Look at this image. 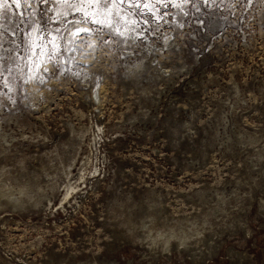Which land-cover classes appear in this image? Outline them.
<instances>
[{
	"label": "rangeland",
	"instance_id": "1",
	"mask_svg": "<svg viewBox=\"0 0 264 264\" xmlns=\"http://www.w3.org/2000/svg\"><path fill=\"white\" fill-rule=\"evenodd\" d=\"M0 264H264V0H0Z\"/></svg>",
	"mask_w": 264,
	"mask_h": 264
},
{
	"label": "snow or ice",
	"instance_id": "2",
	"mask_svg": "<svg viewBox=\"0 0 264 264\" xmlns=\"http://www.w3.org/2000/svg\"><path fill=\"white\" fill-rule=\"evenodd\" d=\"M19 3H21L25 8L28 5H32L35 4L37 6H41V5H45L47 3H52L53 0H18ZM60 2L62 3H67L69 5H83V4H100V5H106V4H111L114 2V0H60ZM118 2L123 6L126 4H131V5H144L146 3H149L150 0H118ZM192 2H197V0H192ZM8 3H12V0H8ZM22 10H24L22 8ZM126 11H128V9H125ZM28 13L25 12V15H27ZM123 14V13H122ZM132 15L134 17H138L139 16V12H132ZM149 18L150 17H146ZM197 19L199 20L200 18L197 17ZM118 23V20L116 21ZM37 36H39V32L37 33Z\"/></svg>",
	"mask_w": 264,
	"mask_h": 264
},
{
	"label": "bare ground",
	"instance_id": "3",
	"mask_svg": "<svg viewBox=\"0 0 264 264\" xmlns=\"http://www.w3.org/2000/svg\"><path fill=\"white\" fill-rule=\"evenodd\" d=\"M76 186H70L69 188V192L67 193V195L65 196L64 200L69 198V196L76 190Z\"/></svg>",
	"mask_w": 264,
	"mask_h": 264
},
{
	"label": "clouds",
	"instance_id": "4",
	"mask_svg": "<svg viewBox=\"0 0 264 264\" xmlns=\"http://www.w3.org/2000/svg\"><path fill=\"white\" fill-rule=\"evenodd\" d=\"M40 191H43V190H40Z\"/></svg>",
	"mask_w": 264,
	"mask_h": 264
}]
</instances>
